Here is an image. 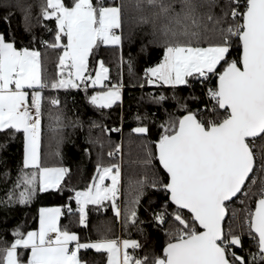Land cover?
<instances>
[{"label": "snow or ice", "instance_id": "6c2138e0", "mask_svg": "<svg viewBox=\"0 0 264 264\" xmlns=\"http://www.w3.org/2000/svg\"><path fill=\"white\" fill-rule=\"evenodd\" d=\"M135 7L152 10L139 22H151L165 40L162 58L144 70V82L138 85L157 86L146 95L164 118L157 123L151 112L133 117L137 126L132 133L148 136L155 126L158 139L154 156L149 149L142 161L151 171L130 181L135 193L123 212L116 203L121 164L97 162L91 183L71 187L70 168L43 162L41 136L45 105H61L58 96H45L46 90L83 89L87 102L98 109L122 104L120 68L124 63L129 73L134 68L131 54L126 61L122 54L125 5L116 0H44L39 17L52 25L43 24L48 38L35 34L29 13L24 16L25 37L0 32V149L17 134L23 148L16 179L0 198V207L28 205L50 190L69 193L66 202L38 209V229L24 232L17 225L11 242L0 238V264H87L80 253L89 249L106 254V264H264V144L256 143L264 140V0H136ZM157 21L164 23L157 28ZM101 46L121 49L116 82L104 59H95ZM41 48L59 53L55 78L45 77ZM90 59L96 65L91 71ZM197 84L200 96L194 94ZM181 86L191 90L188 96L177 95ZM193 103L203 107L194 109ZM49 118L56 132L83 126L78 117L66 125L62 113L50 112ZM91 127L122 131L95 122ZM88 143L102 147L99 138L89 137ZM121 147L115 144L107 155L115 156ZM153 159L158 168H153ZM2 175L7 178L11 171L5 167ZM149 190L163 200L159 208L150 202L147 220H140L138 210ZM238 196L241 208H231L229 217ZM106 201L116 219L123 215L125 227L142 234L145 223L163 229L168 239L162 251L139 256L137 251L144 248L139 240L100 235L82 242L80 233L61 227L67 214L86 228L89 205L99 211Z\"/></svg>", "mask_w": 264, "mask_h": 264}, {"label": "trees", "instance_id": "16d2710c", "mask_svg": "<svg viewBox=\"0 0 264 264\" xmlns=\"http://www.w3.org/2000/svg\"><path fill=\"white\" fill-rule=\"evenodd\" d=\"M44 0H0V32H16L21 37L27 34L24 32V16L29 13V19L33 25V31L36 35H45L43 32V24L51 23L43 21L39 17L40 5ZM111 3L112 0H107ZM116 3H123L124 8V24L123 35L124 41L122 46V54L124 60L129 58V54L134 58L133 72L129 73L126 63L120 68L124 88L122 89V104L117 102L109 109H98L87 102L83 89H70L47 91L45 96H58L61 100V105L57 108L49 107L47 104L44 108V118L42 120V136H41V155L42 160L48 166L63 165L72 170L71 187L83 189L92 182V178L96 172L97 162L103 164L119 163L121 164V191L116 203L121 207L122 212L127 202L135 193V185L130 181L139 179L146 169L142 161L147 158L146 153L150 149L155 153L154 141L158 139V132L153 126L151 133L148 136H140L131 132L133 127H136V121L133 119L137 114L151 112L154 115L151 119L159 123L163 119L161 109L158 112V107L153 105L147 97V93L156 92L157 86H147L141 88L139 83H143L144 70L159 62L163 56V46L165 40L160 35L159 31L154 32L153 24L140 23L139 17L147 15L151 9L141 12L135 7L136 0H116ZM10 4L11 7H6ZM177 10H179L177 5ZM10 14V15H9ZM9 15V20H5L4 16ZM164 21H157L156 26L159 28ZM131 36V40L129 39ZM26 43V40H25ZM144 46V51L141 48ZM39 47V46H38ZM44 60V74L47 79L55 78L56 64L58 63L57 51L52 49H40ZM99 55L95 59L103 58L106 66L110 69V78L115 82L118 78V63L121 54L119 47L101 46L96 50ZM237 53L233 50L232 55ZM93 60L89 61L90 71L95 67ZM92 71V75H94ZM167 94L171 95V88H167ZM165 91V88L159 89ZM191 90L184 89L177 92V95L188 96ZM88 94H91V89ZM195 95L200 96L201 88L197 84ZM205 101L206 97L203 98ZM169 106L174 107V102H169ZM192 108L203 107V103L191 105ZM55 115L62 113L64 123L70 125L71 121L77 117L82 122V127L66 126L59 132L53 131L54 122L50 120L49 113ZM181 113L177 112V115ZM107 126L108 128H121V132H104L102 128H93L91 123ZM91 137L93 140L99 138L101 144L88 143ZM62 138V139H61ZM3 134H0V142H3ZM121 144V151L115 156L109 157L107 153L114 149L115 144ZM257 145L264 144V140L257 139ZM84 148H90L89 153H84ZM22 136L17 134L15 139L8 141L6 149H0V198L4 197L7 190L12 187L16 179L17 171L22 160ZM257 151V149H253ZM7 162L6 166L4 162ZM5 167L11 171V175L5 178L2 173ZM158 161L153 159V168H158ZM69 193H53L51 190L47 193L39 194L32 203L28 205H15L10 209L0 207V238L11 242L13 236L11 230L22 225L21 230L27 232L38 228L39 213L38 209L41 206H58L67 201ZM239 196L234 199L230 206L231 208L240 209L241 205L238 202ZM163 200L162 194H156L149 190L142 198L141 206L138 210L140 220H147L148 214L145 212V207L151 202L153 208H159ZM73 207L75 203L73 201ZM88 226L86 228L80 226L76 217H69L67 214L61 217V227H68L71 230L80 233L82 242L86 237L97 239L100 235H107L109 238L125 237L139 240L144 244L142 250L137 251V255L143 256L146 252L151 255L152 252H161L163 246L167 242L168 237L164 230H154L149 223L143 225L144 233L137 232L131 225L125 227L123 223V215L121 219H116L109 201L105 202V207L96 211L94 206L89 205L88 208ZM238 221H233V227L238 226ZM167 227V226H166ZM227 227V220L225 222ZM110 229V231H108ZM248 240L245 237V248H247ZM131 251V249H130ZM80 255L87 264H106V254H99L95 250H81Z\"/></svg>", "mask_w": 264, "mask_h": 264}, {"label": "rangeland", "instance_id": "374dc122", "mask_svg": "<svg viewBox=\"0 0 264 264\" xmlns=\"http://www.w3.org/2000/svg\"><path fill=\"white\" fill-rule=\"evenodd\" d=\"M94 75H95V73H94ZM93 75V76H94ZM116 82V81H115ZM104 183H105V185H108V184H110L111 183V180L110 179H105V181H104ZM44 207H53V206H44ZM38 227H39V223H38ZM38 229V228H37ZM36 230V229H35ZM128 238V237H127ZM121 239H126L125 237H122ZM130 239H132V238H130Z\"/></svg>", "mask_w": 264, "mask_h": 264}, {"label": "water", "instance_id": "95a60500", "mask_svg": "<svg viewBox=\"0 0 264 264\" xmlns=\"http://www.w3.org/2000/svg\"><path fill=\"white\" fill-rule=\"evenodd\" d=\"M227 220V219H226Z\"/></svg>", "mask_w": 264, "mask_h": 264}]
</instances>
